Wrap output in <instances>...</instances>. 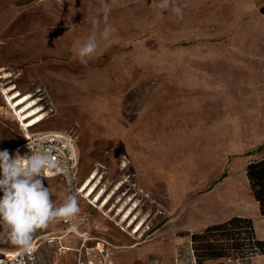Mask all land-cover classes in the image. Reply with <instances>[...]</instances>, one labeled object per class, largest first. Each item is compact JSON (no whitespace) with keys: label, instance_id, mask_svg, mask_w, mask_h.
I'll return each instance as SVG.
<instances>
[{"label":"rangeland","instance_id":"obj_1","mask_svg":"<svg viewBox=\"0 0 264 264\" xmlns=\"http://www.w3.org/2000/svg\"><path fill=\"white\" fill-rule=\"evenodd\" d=\"M159 2L107 0L105 25L101 0H0V75L10 74L0 78V151L12 155L23 141L1 92L15 85L47 113L31 130L77 137L80 186L96 168L108 193L121 183L108 214L59 177L44 180L57 206L72 194L81 211L35 232L33 241L60 238L42 243L41 264L75 263L86 232L88 248L104 244L101 264H264L237 225L195 242L191 229L196 217L209 223L240 201L251 207L243 157L264 156V0ZM97 18L112 34L97 32L82 64L75 53ZM130 197L146 220L137 235L118 222ZM60 242L74 251L58 256ZM15 248L0 239V249Z\"/></svg>","mask_w":264,"mask_h":264},{"label":"clouds","instance_id":"obj_2","mask_svg":"<svg viewBox=\"0 0 264 264\" xmlns=\"http://www.w3.org/2000/svg\"><path fill=\"white\" fill-rule=\"evenodd\" d=\"M103 5V22L106 25L110 6L107 0ZM171 0H160L157 7L166 10ZM172 11L183 19V10L176 6ZM101 19L93 20V32L75 53L80 63L87 64L97 51L98 37L108 40L112 34L110 27L100 30ZM26 147L30 155L21 156L19 150L10 155L7 149L0 151V239L6 240L19 249V254L33 251V238L38 229L46 228L57 218L74 219L80 213L78 199L68 194L63 203L57 206L52 200V192L45 186L44 180L56 172L67 169L58 161L50 149L28 142ZM100 228V225H96ZM18 264H23L19 261Z\"/></svg>","mask_w":264,"mask_h":264},{"label":"built area","instance_id":"obj_3","mask_svg":"<svg viewBox=\"0 0 264 264\" xmlns=\"http://www.w3.org/2000/svg\"><path fill=\"white\" fill-rule=\"evenodd\" d=\"M20 126L24 131V140L13 150L12 155H14L17 150H19L21 156L25 154L30 155V150L26 147L27 143L30 141L35 142L40 147L50 149L54 158L62 162L67 171L56 172L53 170V174L48 178L59 177L64 181L67 187L76 189L79 193H82L80 192L82 179L79 178L80 149L75 134L59 129L44 131L27 130L26 127L21 124V121ZM88 239L89 233H85L82 237L81 246L75 250L77 252V260L73 264H101L100 256H104V244L98 242L95 248H88L86 246ZM58 240H60V238L53 236L47 238L45 241L51 244ZM43 242L33 241V251L24 255L19 254L18 248L10 250L0 249V264H18L19 261H23V264H41L38 252ZM71 248L72 247L65 246L60 242L57 248V255L62 256L68 251H74L71 250Z\"/></svg>","mask_w":264,"mask_h":264},{"label":"bare ground","instance_id":"obj_4","mask_svg":"<svg viewBox=\"0 0 264 264\" xmlns=\"http://www.w3.org/2000/svg\"><path fill=\"white\" fill-rule=\"evenodd\" d=\"M9 76V73H4L0 75V78H7ZM1 92L7 106L16 116L15 118L21 121V124L25 126L27 130L45 120L47 113L44 112V108L39 104V99L35 98L33 93H23L15 85L2 87ZM101 183L102 175L99 174L98 169L96 168L82 183L80 186V192L83 193L84 198H86L93 205L97 206L100 211H108L107 213L109 214L113 208L106 210V207H108L109 201L116 193V189L119 185H121V183H119L115 189L110 191V193L107 192L105 186H101ZM126 201L129 206L127 208H119L117 210V215L121 216V219L118 222L124 225V230L133 226L131 234L137 235L143 231L146 220L144 218L139 219L138 215L134 213L138 207L137 201H134L132 197L128 198Z\"/></svg>","mask_w":264,"mask_h":264},{"label":"trees","instance_id":"obj_5","mask_svg":"<svg viewBox=\"0 0 264 264\" xmlns=\"http://www.w3.org/2000/svg\"><path fill=\"white\" fill-rule=\"evenodd\" d=\"M246 174L252 193L259 203L261 214L264 215V157L249 163L246 167ZM232 224L237 225L235 226V234L242 241V244L250 247L251 251L258 250L264 254V240L255 237L252 219L247 217H232L227 221L211 224L202 232L193 233L192 239L195 242V238L203 234L214 233L222 228L229 230V226Z\"/></svg>","mask_w":264,"mask_h":264},{"label":"crops","instance_id":"obj_6","mask_svg":"<svg viewBox=\"0 0 264 264\" xmlns=\"http://www.w3.org/2000/svg\"><path fill=\"white\" fill-rule=\"evenodd\" d=\"M21 130L23 132V140H24V131H23L22 127H21ZM250 156H251L250 155V152H248L247 153V156H244L243 157L244 158L243 159V162H245V164H249V163H251V162H253V161L257 160V159H260L262 157V156H257V157H250ZM250 158H252V159H250ZM225 176H226V174L223 175V177H225ZM220 192H221V190H220ZM222 194L225 195L226 194V191H223ZM223 195H221V196H223ZM239 204H240V207L239 208L235 207L234 209L230 210L229 213L224 212L223 213V216L221 215L222 217L219 220H216V221H211V222L208 223V222H205V220H197L196 219L197 217H196L195 220L193 222H191V229L195 233H200L203 230H205V228L208 227L211 224L218 223V222H223V221H226V220H228V219H230L232 217H247V218H251L252 219L255 237L257 239L264 240V215L261 214L259 203L256 200V198L254 197V195H253V199L251 201V207H250V209H247V210L244 211L242 209V203H241V201H240ZM83 235H85V234H82L80 236L83 237ZM63 245H65V244H63ZM65 246L72 247V246H69V245H65ZM72 248H74V247H72ZM15 249H17V248H15ZM8 250H10V249H8ZM260 258H262V260H264V255H263V257H260ZM66 264H69V263H66ZM70 264H73V263H70ZM255 264H258V263H255Z\"/></svg>","mask_w":264,"mask_h":264}]
</instances>
